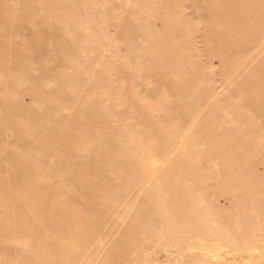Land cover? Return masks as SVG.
Returning <instances> with one entry per match:
<instances>
[{
	"label": "rangeland",
	"instance_id": "1",
	"mask_svg": "<svg viewBox=\"0 0 264 264\" xmlns=\"http://www.w3.org/2000/svg\"><path fill=\"white\" fill-rule=\"evenodd\" d=\"M42 263L264 264V0H0V264Z\"/></svg>",
	"mask_w": 264,
	"mask_h": 264
},
{
	"label": "bare ground",
	"instance_id": "2",
	"mask_svg": "<svg viewBox=\"0 0 264 264\" xmlns=\"http://www.w3.org/2000/svg\"><path fill=\"white\" fill-rule=\"evenodd\" d=\"M246 5V4H245ZM220 12V11H219ZM225 12H226V10H225ZM246 14V13H245ZM225 15V14H224ZM230 15V14H229ZM235 16V15H234ZM249 19V18H248ZM238 20V19H237ZM243 20V19H242ZM228 22V21H227ZM241 22V21H240ZM228 24V23H227ZM233 24H235V23H233ZM242 23H240V25H241ZM231 26H232V24H230ZM235 25H237V23L235 24ZM239 25V24H238ZM234 26V25H233ZM235 27H237V26H235ZM243 28V27H242ZM233 29H235V28H233ZM244 29V28H243ZM236 30V29H235ZM230 31V30H229ZM234 31V30H233ZM252 31H253V29H252ZM235 33H236V31H234ZM238 33H239V31H238ZM242 34V32L239 34L240 36H242L241 35ZM236 35V34H235ZM239 35L237 34L236 36H237V38L239 37ZM235 36V37H236ZM218 36H216V38H217ZM253 39V38H252ZM234 42V41H233ZM226 43V42H225ZM229 43V42H228ZM223 45V44H222ZM229 44H227V46H228ZM231 46V45H230ZM78 251V250H77ZM43 264V263H42Z\"/></svg>",
	"mask_w": 264,
	"mask_h": 264
}]
</instances>
